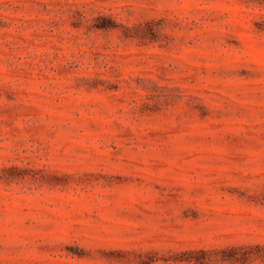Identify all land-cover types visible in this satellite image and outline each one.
<instances>
[{
	"label": "rangeland",
	"instance_id": "obj_1",
	"mask_svg": "<svg viewBox=\"0 0 264 264\" xmlns=\"http://www.w3.org/2000/svg\"><path fill=\"white\" fill-rule=\"evenodd\" d=\"M0 264H264V0H0Z\"/></svg>",
	"mask_w": 264,
	"mask_h": 264
}]
</instances>
